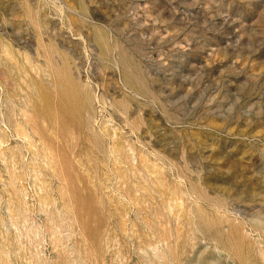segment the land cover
Listing matches in <instances>:
<instances>
[{
	"label": "rangeland",
	"instance_id": "obj_1",
	"mask_svg": "<svg viewBox=\"0 0 264 264\" xmlns=\"http://www.w3.org/2000/svg\"><path fill=\"white\" fill-rule=\"evenodd\" d=\"M0 264H264V0H0Z\"/></svg>",
	"mask_w": 264,
	"mask_h": 264
},
{
	"label": "bare ground",
	"instance_id": "obj_2",
	"mask_svg": "<svg viewBox=\"0 0 264 264\" xmlns=\"http://www.w3.org/2000/svg\"><path fill=\"white\" fill-rule=\"evenodd\" d=\"M7 78H8V77H7ZM12 97H13V96H12ZM29 120H30V119H29ZM29 120H27V121H29ZM33 120H34V119H33ZM56 120H57V119H56ZM60 120H61V119H58L57 123L55 124L57 127L60 125V122H61ZM30 121H31V120H30ZM15 122H16V121H15ZM54 122H55V121H54ZM25 123H26V122H25ZM62 123H63V121H62ZM18 124H19V123H18ZM18 124H15V125H16V128L19 129V128L21 127V129H22V125L19 127ZM15 125H14V126H15ZM53 125H54V124H53ZM60 126H61V125H60ZM18 129H17V133H16V134H17L18 136H20V135H19V134H20V131H19ZM39 129H40V128H38V130H39ZM41 129H42V128H41ZM22 130H23V129H22ZM15 132H16V131H15ZM18 133H19V134H18ZM39 133H40V132H39ZM160 134H161V133H160ZM42 135H43V134H42ZM61 135H62V134H61ZM24 136H25V135H24ZM3 139H4V138H3Z\"/></svg>",
	"mask_w": 264,
	"mask_h": 264
}]
</instances>
